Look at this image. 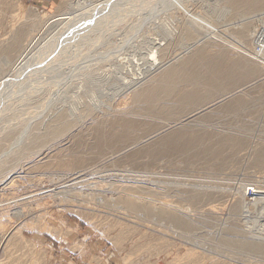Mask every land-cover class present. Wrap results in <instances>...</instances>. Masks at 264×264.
<instances>
[{"label": "rangeland", "instance_id": "rangeland-1", "mask_svg": "<svg viewBox=\"0 0 264 264\" xmlns=\"http://www.w3.org/2000/svg\"><path fill=\"white\" fill-rule=\"evenodd\" d=\"M62 1L0 0V78L17 56L4 52L13 32L34 19L46 22ZM78 1L74 10L86 12L88 0ZM235 1L132 0L83 20L76 37L58 21L41 30L37 50L54 38L56 44L26 75L35 89L26 90L24 81L0 96V264H264V163L256 164L264 156V50L254 61L229 46L253 44L257 34L249 42L242 28L264 26V1L245 8ZM118 33L132 42H165L156 51L163 65L136 89L201 46L214 59L226 51L250 61L256 75L188 107L164 96L143 114L133 89L125 88L134 76L113 69L123 62L108 42ZM64 35L84 44L70 52L57 47ZM143 45L128 51L146 52L150 63L153 49ZM234 98L243 107L222 112ZM121 119L140 125L132 138L99 145L98 126L108 133ZM184 128L201 136L208 152L152 153L162 137ZM248 189L261 194L251 199ZM129 196L142 211L127 205Z\"/></svg>", "mask_w": 264, "mask_h": 264}, {"label": "bare ground", "instance_id": "bare-ground-1", "mask_svg": "<svg viewBox=\"0 0 264 264\" xmlns=\"http://www.w3.org/2000/svg\"><path fill=\"white\" fill-rule=\"evenodd\" d=\"M93 1H97V3ZM131 1L132 0H107V1L92 0L89 2L88 0L87 2H85L86 4L83 7H81V9L82 8H88V9L85 10L86 12L81 13L78 10H74L75 9L74 6H78L80 4L79 3L80 1L63 0L56 9V13L57 12L58 13L53 16L50 15L52 17L46 20V22L41 23L40 20H36V22L33 23V21L35 20L34 19L31 22V26L30 27L27 26L26 30L22 29L21 27L18 28L16 31L13 32L12 43L8 45V47L4 50V52L9 55L17 54V56L16 58H14V60L11 63L7 64L9 66V73L6 76H2V78H0V96L4 95L5 97H8L12 93H14L16 89H21L17 87V83L26 81V75L33 73V69H35L34 66H37L39 64L38 60L44 59L47 56H49L52 52H54V49L50 50V47H53V45L56 44L55 43L56 40H54L55 38L53 40L50 39L51 43L49 42L44 45L41 44L42 45L41 49L37 50V47L41 43V39H40L41 37L39 34L41 33V30H44V28L47 30L46 27L48 26V24L50 25L51 23L58 21L59 24L61 25L63 24L64 26L62 31L65 30L64 32H66L68 30L73 29L72 32L68 31V33L71 34L70 36H75L74 31H76V29L77 31L79 30L81 31L82 28L84 27V23L82 22L83 20L89 18L92 15H99L98 18L108 16L109 14L117 10H121L122 7L120 9V5L127 4ZM261 1L263 2L264 0H261ZM235 2H236L235 4L244 6L245 8V6L254 7L258 1L257 0H236ZM13 8L16 10H19V8L21 7L18 3V5L13 6ZM92 8H94L95 10H92ZM63 9H65V11L67 12L65 11L61 12ZM72 10L74 11L69 12ZM17 12L21 13L20 11H17ZM77 12H78L77 16L75 15V17L71 18L73 13H77ZM18 13L16 14L18 15ZM16 14L14 15L16 16ZM257 25L259 24L257 23ZM36 26L37 27L40 26V28L37 29L35 28ZM240 26L239 28H241ZM259 28H261L262 30H258ZM113 29L114 27L108 26L107 31L112 33ZM242 30L244 31L243 33H245L247 37V41L250 39L249 42L251 41V36L255 33L257 34L256 36L253 35L254 36L253 44H252V41L250 43V46H245V47H238L235 44L233 45L231 44L229 45L230 48L234 50L235 52L241 54L242 56L249 57L252 60H254L253 56L257 58H260L261 56H263L262 51L264 50V26L261 24V26L258 27L257 29L256 28L252 29L251 25L247 24L243 26ZM120 34L121 33L115 34L114 36V38L116 37L115 40L108 39L109 40L108 42H110V44L111 43L115 44L116 49H117L116 52L121 53L122 60H123L122 63L114 65L113 69L119 73L122 71L129 72L130 74L134 76V79L127 80V82H125L126 86L125 85L124 86L125 88L127 87V89L128 88L133 89V101L135 103L139 102L143 105L144 108L141 109V112L143 114L147 112L146 108L149 111H154L153 109H155L156 104H159L160 100L164 96L169 97V95H171L173 99H175L176 102L188 107V106L193 105L194 103L206 101L209 98L213 97V94L218 88L236 87L239 84L240 80L243 81L247 78H250L256 75L255 66L250 61H247L244 58H235L233 56H229V54L226 51L225 52L220 51L217 55L218 57L214 59L212 56L208 54V50H205L204 46H201L197 50H195L193 53H191L190 57L183 60L179 66H171V67L167 66L169 68L164 69L163 71L161 70L162 72L161 73L159 72L160 74L155 76V78L152 81H150V83L142 85L140 88L136 89L134 88L135 83L139 82V80L141 81L144 77H147V75L155 73V71H158L161 65H163L160 63L161 60L158 59L159 54H157L156 51H160L163 45L165 44V42L164 44H162L163 43V42L161 43L162 40L161 39L157 40V38L150 39V41L141 42V43L132 42L128 38V36L126 35L121 36ZM78 35L79 34H77V37ZM70 36L64 35V37H62L63 39H60V40L57 39L58 40L57 47L66 46L68 47V52H70V49L72 50L73 48L79 47L80 45L84 44V41L81 38H80L81 40H75V39H72ZM188 37L190 38L189 34H188ZM95 42H101L100 38H98L97 40L95 38ZM143 44L150 45V47H152L153 49V52H152L153 57L150 63L147 61H143V59H145L146 52L140 51V55H138L137 51L136 52L128 51L130 49H133L134 46L141 47V45ZM193 47H196V46L193 44L188 45L186 46V48L184 47L185 48L184 50H186V53H189ZM42 48L44 49L42 50ZM258 49L259 51L257 52ZM147 52L150 54L149 51ZM176 64L177 63H175V65ZM108 68H112V67L109 66ZM117 72L116 74H118ZM119 79H122V78H119ZM31 81L32 80L28 79L25 82L24 87L26 88V90L35 89V87L31 84ZM181 86H183L184 88H182ZM3 99H6V98H3ZM240 101L241 100L239 98H234L231 103L224 105L221 108L222 109L221 111L222 112L224 111L233 112L231 110H240L243 107ZM3 103L4 101H0V107ZM208 117L209 116H205L203 117L202 120H205ZM109 127L110 129L108 133H106L101 130V125L98 126V129L96 130V133H97L96 140H98L99 145H102L103 141H105V144H114V145L115 144L117 145V143H120V144L126 143L128 140L132 138V134L134 133L136 129L140 127V125L138 124V122L134 121V119H127V120L121 119L120 121L111 122ZM201 138H202L201 136L195 135L193 130L184 128L180 131L173 132L171 134H168L162 137L154 145V148L152 149V153L158 154V153H164L165 151L174 152L178 150L179 148L187 150V151L193 148L194 149L199 148V152L201 153L208 152V149L204 145L201 144L200 142ZM234 144L236 145V143ZM263 163H264V156L260 155L256 164L260 165ZM260 194L261 192H259L258 190L254 191L253 189H252L251 195H247L245 193V195L251 197V199L252 198L254 199V195L260 196ZM131 198H132L131 196L128 197L129 201L128 199H126V201H128L127 205L130 206V208L134 210L135 212L142 211L143 207L135 206L132 203L133 201L131 200ZM263 199L264 197L262 198V200ZM244 204L245 203L243 202V205ZM173 220L175 223L179 225H183L185 223L184 220H181L178 217H173ZM218 257H221V256H218ZM217 264H220V263H217Z\"/></svg>", "mask_w": 264, "mask_h": 264}, {"label": "crops", "instance_id": "crops-1", "mask_svg": "<svg viewBox=\"0 0 264 264\" xmlns=\"http://www.w3.org/2000/svg\"><path fill=\"white\" fill-rule=\"evenodd\" d=\"M31 5L51 6L55 0H27Z\"/></svg>", "mask_w": 264, "mask_h": 264}, {"label": "built area", "instance_id": "built-area-1", "mask_svg": "<svg viewBox=\"0 0 264 264\" xmlns=\"http://www.w3.org/2000/svg\"><path fill=\"white\" fill-rule=\"evenodd\" d=\"M247 194H248V195H251V194H252V189H248V190H247Z\"/></svg>", "mask_w": 264, "mask_h": 264}]
</instances>
